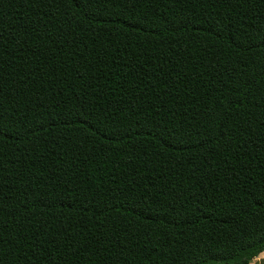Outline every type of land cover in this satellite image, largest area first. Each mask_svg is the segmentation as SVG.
Wrapping results in <instances>:
<instances>
[{
  "label": "trees",
  "instance_id": "trees-1",
  "mask_svg": "<svg viewBox=\"0 0 264 264\" xmlns=\"http://www.w3.org/2000/svg\"><path fill=\"white\" fill-rule=\"evenodd\" d=\"M263 251L264 0H0V264Z\"/></svg>",
  "mask_w": 264,
  "mask_h": 264
},
{
  "label": "crops",
  "instance_id": "crops-1",
  "mask_svg": "<svg viewBox=\"0 0 264 264\" xmlns=\"http://www.w3.org/2000/svg\"><path fill=\"white\" fill-rule=\"evenodd\" d=\"M249 264H264V251L255 256Z\"/></svg>",
  "mask_w": 264,
  "mask_h": 264
}]
</instances>
